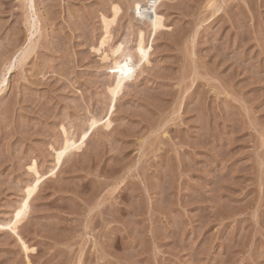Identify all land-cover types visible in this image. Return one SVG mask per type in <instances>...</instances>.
<instances>
[{"label": "rangeland", "instance_id": "1", "mask_svg": "<svg viewBox=\"0 0 264 264\" xmlns=\"http://www.w3.org/2000/svg\"><path fill=\"white\" fill-rule=\"evenodd\" d=\"M134 1L0 0V220L29 166H53L63 127L76 137L107 113L145 27ZM210 1L159 4L167 27L111 127L40 184L18 228L29 250L0 230V264H264V0ZM114 3L117 52L103 60Z\"/></svg>", "mask_w": 264, "mask_h": 264}, {"label": "bare ground", "instance_id": "2", "mask_svg": "<svg viewBox=\"0 0 264 264\" xmlns=\"http://www.w3.org/2000/svg\"><path fill=\"white\" fill-rule=\"evenodd\" d=\"M163 1L165 0H135L133 2L134 18L140 22H143L145 24V27H141L138 30L139 37L138 42L134 47L133 55H131L130 57H126L119 63V68H125L126 66V70H131L130 75L134 74L138 70V68L150 63V56L153 50V42L156 39L157 34L167 27L164 19L162 18V15H160L157 10L159 4ZM30 2L32 4V0H30ZM209 3H212L209 4L210 6L215 4L214 0H211ZM120 12L121 6L117 3H114L111 6V15H102L104 31L99 38V45H97L98 47H96V50L100 52L103 60H109L111 57L115 59L117 49L112 46L111 40L113 38V26L116 23ZM37 24L38 23L32 21L30 22V25L35 29ZM127 76L129 75H126L124 72L118 71L116 79L107 85V90L110 94L111 102L109 105V109L105 115L90 116L89 120L87 121V126L83 130H81L76 137L70 136L66 128L63 127V143L59 147L52 146L54 150V163L47 172H41L36 162L29 166L30 171L33 173L34 179L26 184L23 191V196L19 203L13 208L10 216H8V218L6 219L0 220V230L15 233L26 251L29 250V247L22 236L18 233V228L28 217L31 209V201L38 188L40 187V184L49 174L54 173L62 166L64 158L68 152L73 149H81L95 129L99 128L100 126H103V129L104 127H111V114L116 107L120 89ZM5 79L6 78H3L0 84L4 83ZM17 213H20V215L17 216Z\"/></svg>", "mask_w": 264, "mask_h": 264}, {"label": "snow or ice", "instance_id": "3", "mask_svg": "<svg viewBox=\"0 0 264 264\" xmlns=\"http://www.w3.org/2000/svg\"><path fill=\"white\" fill-rule=\"evenodd\" d=\"M137 7H139V6H137ZM115 71L124 72L126 75H130V72H131L130 69H127V70H126V66H125V68L115 69ZM37 182H38V181H37ZM19 215H20V213H17V216H19Z\"/></svg>", "mask_w": 264, "mask_h": 264}]
</instances>
